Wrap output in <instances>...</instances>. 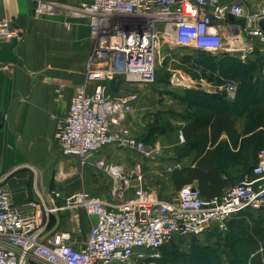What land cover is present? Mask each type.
Instances as JSON below:
<instances>
[{"label":"built area","instance_id":"1","mask_svg":"<svg viewBox=\"0 0 264 264\" xmlns=\"http://www.w3.org/2000/svg\"><path fill=\"white\" fill-rule=\"evenodd\" d=\"M32 1L34 17L61 19L67 28L82 21L94 41L85 80L74 89L66 116L57 119L55 126L61 155L76 157L83 164L107 146L133 150L145 158L153 156L154 150L134 137L125 121L138 94L114 95L107 86L119 79L154 84L165 49L167 56L175 48H184L212 56L240 55L242 60L261 49L264 53V32L258 26L264 6L245 17L243 27L235 30L226 20L243 17L242 2L85 0L60 5L56 0ZM19 38V30L0 19V42L10 44ZM177 77L172 72L169 78L175 87L199 86L185 85ZM200 88L207 94L215 92ZM236 89L234 81L221 87L231 98ZM3 119L7 121V115ZM96 166L110 177L112 192L120 200L110 204L86 191L66 199L68 209H80L94 218L79 248L68 243L65 233H48L47 221L13 209L2 185L4 177H0V264H165L161 248L174 237L199 236L211 228L226 231L231 217L264 210V149L257 153L251 176L211 199L190 185L182 186L176 199H160L143 187L139 168L133 177L103 159ZM51 211L46 208L45 214Z\"/></svg>","mask_w":264,"mask_h":264},{"label":"crops","instance_id":"2","mask_svg":"<svg viewBox=\"0 0 264 264\" xmlns=\"http://www.w3.org/2000/svg\"><path fill=\"white\" fill-rule=\"evenodd\" d=\"M56 1L73 5L85 0ZM219 1L244 4L242 18L229 16L226 20L235 30L243 27L245 17L264 6V0ZM0 19L10 21L20 32V38L12 43L0 42V177H4L2 185L9 193L12 208L23 216H37L39 222L47 221L48 233L67 234L68 243L77 248L83 244L94 218L65 206L66 199L75 192L86 191L110 204L119 202L112 192L110 177L96 166L99 159L119 166L133 177L139 168L143 187L164 200L176 199L182 186L198 188L199 169L206 172L214 167L222 171L220 178L226 185L218 195L249 175L261 142L258 130L264 129L259 122L264 95L234 100L225 97L215 78L228 76L236 81L237 74L245 73L231 61L235 55L214 56L222 58V68L212 66V81L198 73L201 84L192 89H175L169 79L154 84H130L119 79L108 84V91L114 95L138 94L126 125L154 154L145 158L133 150L107 146L83 164L76 157L61 155L55 126L57 119L66 116L74 89L85 80L94 46L87 25L74 22L67 28L61 19L34 17L32 0H0ZM251 57L250 65L255 68L258 64L264 78L262 49L248 56ZM172 72L192 76L183 70ZM259 83L254 82L255 87ZM203 86L215 92L204 94L200 88ZM259 88L263 89V84ZM252 106H257L256 126L246 129V110ZM3 115H7V121ZM207 118L206 125L200 124L201 132L197 129L193 134L194 120L205 122ZM211 134L216 135L214 144ZM211 192H215L214 186L208 198ZM46 208L52 210L48 216Z\"/></svg>","mask_w":264,"mask_h":264},{"label":"rangeland","instance_id":"3","mask_svg":"<svg viewBox=\"0 0 264 264\" xmlns=\"http://www.w3.org/2000/svg\"><path fill=\"white\" fill-rule=\"evenodd\" d=\"M252 41L256 42L257 40L252 39ZM165 53H167L166 49L161 54V63L157 69V80L155 83L169 79L172 71L178 69L185 71L186 74L190 73L193 76L188 77L189 75H184L183 73L178 74L177 78L183 84H189L191 86L201 84L198 81V73L208 81H212L215 77L209 71L212 69V66L219 65L222 68V63L220 64L222 58L216 59L212 55H198L183 49L169 51V56ZM251 54L253 53L246 54L243 60L240 58V55L231 57L232 62H237L236 67L238 69L245 70V73L241 72L240 75L237 74L238 80L234 81L228 78V76L215 78L221 87L228 81H234L237 84L234 97L231 98L223 92L227 99L234 100L240 96L259 97L264 95V78L260 75V67L258 64L255 68L250 65L253 64V60H251L253 58H248ZM243 65L245 67H242ZM194 69L197 70V73L194 72ZM254 82H260L259 86L263 84V89H260L259 86L255 87ZM173 88L177 89L178 87ZM260 106L264 107V104ZM256 107H248L246 110V129L255 128L256 126H254L256 123ZM258 137L261 138V142L258 144L257 150L260 148L264 149V129L258 130ZM247 168L250 169V166ZM247 168L245 169L247 170ZM255 227H262L264 233V210L260 212L242 213L231 217L227 222L226 231L211 228L199 236H176L170 243L161 248L163 262L165 264H249L248 261L252 255H249L245 241L249 231ZM28 264L41 263L30 261Z\"/></svg>","mask_w":264,"mask_h":264},{"label":"trees","instance_id":"4","mask_svg":"<svg viewBox=\"0 0 264 264\" xmlns=\"http://www.w3.org/2000/svg\"><path fill=\"white\" fill-rule=\"evenodd\" d=\"M200 55H208V54L200 53ZM203 93L205 94V92H203ZM207 121H208V118L206 119L205 122H199L197 119H195L193 122L195 126L191 128V130H193V134L195 133V131L197 129H200V132H201L202 126L200 124L206 125ZM198 122H199V124H198ZM259 122L264 125V110L259 111ZM232 128H233V120L230 124V128L228 129L229 132H232ZM198 137H199V139H201V135H198ZM215 139H216V135L211 134V138H210L211 144L215 143ZM261 149L262 148H260L259 150H261ZM258 151H257V153H258ZM257 153H256L255 164L257 162ZM253 166H252V168H253ZM252 168L250 169V173L248 176H251ZM195 171L197 172L198 169H195ZM199 171L201 172V174L198 176V180H199L198 189L201 193V196L205 199H211V198H213V196L214 197L218 196L221 189L226 185V181L222 180L220 178L222 171H220L219 169L214 168V167H212L211 169H207L206 172L204 170H200V169H199ZM207 181H209V182L207 183ZM212 186L215 187V192H211V197L208 198V196H209L208 191L212 188ZM244 213H248V212H244ZM245 242H246L245 245L248 248L249 255H252L251 259H249V261H248L249 264H264V233H263L262 227L252 228L249 231V233L247 235V239ZM162 262H163V259H162Z\"/></svg>","mask_w":264,"mask_h":264},{"label":"water","instance_id":"5","mask_svg":"<svg viewBox=\"0 0 264 264\" xmlns=\"http://www.w3.org/2000/svg\"><path fill=\"white\" fill-rule=\"evenodd\" d=\"M258 26L264 32V18L259 21ZM213 56H218V55H213Z\"/></svg>","mask_w":264,"mask_h":264}]
</instances>
